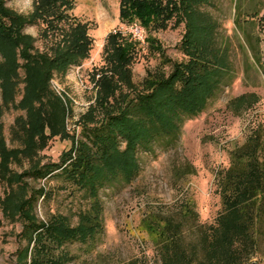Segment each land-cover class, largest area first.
<instances>
[{
    "label": "rangeland",
    "instance_id": "374dc122",
    "mask_svg": "<svg viewBox=\"0 0 264 264\" xmlns=\"http://www.w3.org/2000/svg\"><path fill=\"white\" fill-rule=\"evenodd\" d=\"M72 2L70 15L89 24L94 44L88 59L62 71L49 61L52 47L67 39L66 25L47 35L41 22H29L37 0H0V264H162V219H180L194 203L200 221L214 223L222 209L218 174L250 129L264 126V0H210L201 7L219 24L217 45L228 51V75L196 108L163 112L176 129V143L132 153L118 136L117 157L135 176L113 177L95 199L71 172L82 151L102 161L83 129L148 103L153 85L184 80L191 64L181 51L186 29L179 14L162 28H146L134 60L116 70L105 46L110 33L126 27L121 0ZM239 8L253 49L235 22ZM104 77L117 84L110 95L102 92ZM57 166L62 169L54 171ZM38 169L54 172L39 177ZM85 221L104 229L86 233ZM182 239L193 243L191 221ZM253 262L264 264V257Z\"/></svg>",
    "mask_w": 264,
    "mask_h": 264
},
{
    "label": "trees",
    "instance_id": "16d2710c",
    "mask_svg": "<svg viewBox=\"0 0 264 264\" xmlns=\"http://www.w3.org/2000/svg\"><path fill=\"white\" fill-rule=\"evenodd\" d=\"M210 4V0H121L120 22H136L149 31L154 27L162 28L164 23L182 15L186 32L181 51L190 58L191 65L189 64V73L184 80L174 77L173 80L153 85L152 89L155 91L146 97L148 103L140 107L138 104L139 108L134 106L133 111L109 115L107 121L99 127L83 129L88 131L85 133L86 138H92L96 148L93 152L102 157L101 163L93 162L94 157H89L90 152L82 151L79 153L80 161L75 164L77 169L71 171L77 173L80 178L77 183L84 186L89 197L95 199L98 188L103 183L112 181L113 177L122 174L127 180H132L135 176V171L127 168L128 163L117 157L118 136L126 139L127 148L132 153L140 148L149 150L153 143L162 142L165 146L176 143L178 134L165 113L168 110L176 112L177 106L183 108L189 104L196 108L200 100H208L221 78L228 75V51L217 45L219 24L211 14L201 10V7ZM72 10V0H37L31 15L30 24L37 25L41 22L47 35L50 31H63L61 27L66 25V41L51 49L55 54L49 61L53 66L52 70L65 71L72 65H79L90 57L93 49L94 40L89 35V24L70 15ZM243 15L239 8L235 22L243 32L245 42L252 48L250 38L243 28ZM13 16L22 17L17 14ZM148 39L152 44L153 39ZM138 45L141 44L120 32L110 33L105 52H108L107 57L114 62L116 70H121L134 60ZM29 69L33 70V67ZM47 72L50 75L51 69ZM115 84L112 79L104 77L101 82L102 92L110 95L117 86ZM153 104L159 111L152 109ZM96 154L94 155L97 156ZM105 167L112 177L106 176L107 172L102 170ZM58 168L61 167H55L54 171H58ZM54 171L47 173L48 170L38 169L34 175L42 177ZM217 188L222 209L214 223H202L194 203L186 206L180 219L173 215L162 219V264H257L253 259L258 255L264 257L263 125L250 129L245 142L236 145L230 152V165L218 174ZM31 201L32 197L27 204ZM186 220L193 224V243L190 245H184L182 239ZM83 226L86 233L92 230L96 232L100 226L102 228V224H93L92 221H85ZM85 231L81 232V237H86L83 233Z\"/></svg>",
    "mask_w": 264,
    "mask_h": 264
},
{
    "label": "built area",
    "instance_id": "2783aa9c",
    "mask_svg": "<svg viewBox=\"0 0 264 264\" xmlns=\"http://www.w3.org/2000/svg\"><path fill=\"white\" fill-rule=\"evenodd\" d=\"M117 32L129 36L132 39V41L137 42L141 45L145 44L147 40V33L145 28L136 22L131 24H126V27H124V31H117Z\"/></svg>",
    "mask_w": 264,
    "mask_h": 264
}]
</instances>
